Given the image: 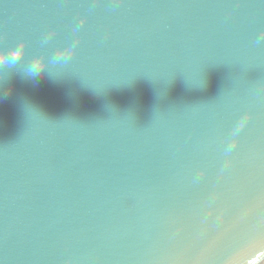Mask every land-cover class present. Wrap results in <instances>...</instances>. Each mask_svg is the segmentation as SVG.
Returning a JSON list of instances; mask_svg holds the SVG:
<instances>
[{
	"label": "water",
	"instance_id": "95a60500",
	"mask_svg": "<svg viewBox=\"0 0 264 264\" xmlns=\"http://www.w3.org/2000/svg\"><path fill=\"white\" fill-rule=\"evenodd\" d=\"M20 42L71 57L0 89V264H264V0H0Z\"/></svg>",
	"mask_w": 264,
	"mask_h": 264
},
{
	"label": "clouds",
	"instance_id": "9594fccd",
	"mask_svg": "<svg viewBox=\"0 0 264 264\" xmlns=\"http://www.w3.org/2000/svg\"><path fill=\"white\" fill-rule=\"evenodd\" d=\"M46 44L47 38L41 42L42 46ZM26 49L24 42L16 45H0V89L14 71L19 72L25 79L34 80L45 73L53 75L50 66L67 63L71 57V52L65 50H57L51 56L46 52H39L26 57Z\"/></svg>",
	"mask_w": 264,
	"mask_h": 264
}]
</instances>
